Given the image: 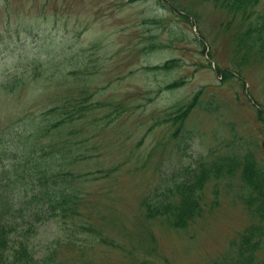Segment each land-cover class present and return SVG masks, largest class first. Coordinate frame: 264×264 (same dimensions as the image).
Segmentation results:
<instances>
[{
    "label": "rangeland",
    "instance_id": "rangeland-1",
    "mask_svg": "<svg viewBox=\"0 0 264 264\" xmlns=\"http://www.w3.org/2000/svg\"><path fill=\"white\" fill-rule=\"evenodd\" d=\"M175 3L190 20L167 0H0V85L19 79L0 93V131L35 118V144L66 145V159L50 162L59 164L53 182L71 178L81 202L67 222L39 227L31 243L39 264H220L252 223L244 184L231 175L210 179L206 200L218 203L189 228L140 209L143 197L191 176L199 160L244 150L264 162V64H242L245 81L226 80L217 67L237 66L226 28L232 14L211 0ZM170 59L174 69H150ZM195 98L180 127L172 117ZM58 105L72 113L63 131L46 125ZM259 252L264 263V243Z\"/></svg>",
    "mask_w": 264,
    "mask_h": 264
},
{
    "label": "trees",
    "instance_id": "trees-1",
    "mask_svg": "<svg viewBox=\"0 0 264 264\" xmlns=\"http://www.w3.org/2000/svg\"><path fill=\"white\" fill-rule=\"evenodd\" d=\"M167 1L174 4L173 12L179 8L176 7L175 0ZM211 1L220 9L225 11L227 9L226 13H230L228 15L232 14V19L227 20L226 28L228 31L233 29L231 43L233 60L238 58L237 66L236 63L233 64L235 65L233 68L232 66L223 68L219 65L217 70L226 80L237 77L245 81L244 69L240 67L242 64L243 66L247 65V62L255 66L259 63L264 64V11L258 9L263 0ZM179 10L183 11L187 20H190V14H186L185 9L179 8ZM187 13L190 11L187 10ZM233 25L234 27L231 28ZM177 63L176 59H170L150 69L170 70L174 69ZM232 69L237 70V74H234ZM75 72L73 68L69 70L71 74ZM38 75L39 70L36 77ZM67 75V71L62 70L57 78L62 82ZM17 79V77L10 78L1 83L0 93L9 94ZM181 82L182 80L178 79L168 86L174 88ZM197 104L198 100L195 98L190 104L181 107L172 119L181 127L184 119ZM84 108L80 106L78 111ZM58 111L60 112L57 113ZM258 113L264 120V112L260 110ZM48 114H53L54 118L46 125L62 131L68 116L72 115L70 105L51 107L45 113ZM24 126V129H18L11 124L0 131V264H16L15 260L23 264H39L31 246L32 239L40 230L39 227L55 217L61 222H67L71 215L78 214V207L81 204L79 191L77 192L76 188L70 189L71 178L68 183L61 182L57 187L53 182V180L57 181L54 174L57 173L55 168L59 164L55 166L50 162L66 159V153H63L66 145L58 140L51 144L38 139L39 146L35 144L34 138L42 125L36 124L35 118H32L24 123ZM42 133L44 131L39 130L37 137ZM11 134L13 136L7 138ZM242 151L244 150L235 151V154L218 153L219 155L216 154L217 156L212 159L199 160L197 166L192 169L190 174L193 175L192 177L186 176L183 180L168 186L163 192H153L143 197L140 209L148 219L162 218L172 228L186 229L204 215L207 207L211 208L218 203L217 198L206 200V188L210 179H225L226 175L239 177L245 187L240 197L253 221L244 228L240 240L233 245L239 242L240 244L235 246L231 254L220 264H261L258 254L260 256L259 250L264 243V162L257 160L255 153ZM66 173L71 172L66 171ZM84 227L86 231L93 232L91 230L94 228L91 226L84 225ZM97 234H95L96 240L102 239L108 245L115 246L111 239L107 240L102 234ZM116 247L124 248L120 247V243H117ZM49 258L53 260L52 255H49ZM164 259L168 260L167 257ZM46 264L50 263L46 262ZM136 264L150 263L145 257L137 260Z\"/></svg>",
    "mask_w": 264,
    "mask_h": 264
}]
</instances>
